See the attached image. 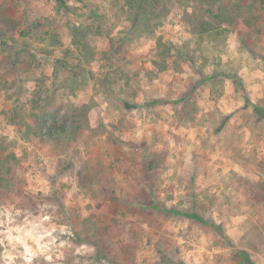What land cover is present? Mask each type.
<instances>
[{"label":"rangeland","instance_id":"obj_1","mask_svg":"<svg viewBox=\"0 0 264 264\" xmlns=\"http://www.w3.org/2000/svg\"><path fill=\"white\" fill-rule=\"evenodd\" d=\"M65 1L0 0V264H264V1Z\"/></svg>","mask_w":264,"mask_h":264},{"label":"trees","instance_id":"obj_2","mask_svg":"<svg viewBox=\"0 0 264 264\" xmlns=\"http://www.w3.org/2000/svg\"><path fill=\"white\" fill-rule=\"evenodd\" d=\"M61 5H63V6H67V2L65 1V0H57ZM151 1H153V0H136V2H137V9H136V14H135V18H136V16H139V14H140V12L142 13V14H145V12L144 11H147V10H150V8H149V4H150V2ZM155 1H157V0H155ZM264 1V0H263ZM257 2H261V0H254L253 2H252V4H250L251 6V9H253L254 11H255V3H257ZM153 3H154V1H153ZM140 11V12H139ZM76 29H77V27H75V34H76V36H78L77 37V41H86V40H84V39H81V35L79 34V30H77L76 31ZM79 34V35H78ZM79 38V39H78ZM52 39L54 40V41H56L57 40V37H55V36H52ZM35 102L37 103L38 102V100H35ZM4 166L6 167V173L7 174H10V167L8 166V165H6V164H4ZM173 212H178V211H176V210H174Z\"/></svg>","mask_w":264,"mask_h":264},{"label":"crops","instance_id":"obj_3","mask_svg":"<svg viewBox=\"0 0 264 264\" xmlns=\"http://www.w3.org/2000/svg\"><path fill=\"white\" fill-rule=\"evenodd\" d=\"M257 203H255V212L259 211L258 206L256 205ZM256 223V222H255Z\"/></svg>","mask_w":264,"mask_h":264},{"label":"water","instance_id":"obj_4","mask_svg":"<svg viewBox=\"0 0 264 264\" xmlns=\"http://www.w3.org/2000/svg\"><path fill=\"white\" fill-rule=\"evenodd\" d=\"M247 264H254L251 259H248Z\"/></svg>","mask_w":264,"mask_h":264}]
</instances>
